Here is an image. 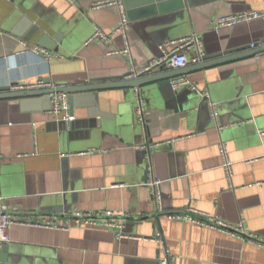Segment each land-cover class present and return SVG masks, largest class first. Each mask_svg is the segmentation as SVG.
<instances>
[{
	"label": "crops",
	"instance_id": "crops-1",
	"mask_svg": "<svg viewBox=\"0 0 264 264\" xmlns=\"http://www.w3.org/2000/svg\"><path fill=\"white\" fill-rule=\"evenodd\" d=\"M99 1L0 0V86L43 78L51 80L47 86L76 85L128 74L127 58L116 52L125 45L121 35L90 40L97 27L109 31L120 21L118 6L94 8ZM124 1L138 67L194 32L207 55L264 48H251L264 41L261 19L214 29L219 16L264 11V0H185V9L174 0ZM186 76L196 90H139L145 123L138 120L136 90L127 88L79 95L73 106L69 97L75 126L68 122L65 131L46 97L0 101V207L7 205L17 218L61 224L77 213L111 210L122 226L14 224L1 250L4 262L160 264L167 250L176 264H264V246L248 238H264V51ZM148 143H158L152 167L168 211L192 206L245 234L157 213L145 185L142 146Z\"/></svg>",
	"mask_w": 264,
	"mask_h": 264
},
{
	"label": "built area",
	"instance_id": "built-area-1",
	"mask_svg": "<svg viewBox=\"0 0 264 264\" xmlns=\"http://www.w3.org/2000/svg\"><path fill=\"white\" fill-rule=\"evenodd\" d=\"M116 5L120 9V21L118 25L112 30H104L97 27L91 36V41L98 42H110L117 35H121L124 40V47L120 52L123 54L130 65L129 78H136L142 74L152 73L154 68H160L165 65L168 69H179L186 67L191 64H197L204 60L206 56L203 38L198 33H192L189 36L182 37L178 40L173 41V48L171 50H166L162 55L152 58L143 66H136L135 60L133 58L129 40L128 33L131 27V19L128 14V10L124 0H100L94 4V8H100L103 6ZM254 19H261L264 22V11L248 10L234 14L219 16L214 22V29L219 31L224 27L235 26L242 22H248ZM24 42V41H23ZM26 43V42H24ZM264 47V41L260 43L253 42L251 48ZM45 52V50H43ZM52 55L46 52V57L50 58ZM48 84L40 82L38 84L26 85V84H16L13 85V89L23 90V89H35L49 87ZM53 86V85H52ZM171 87L173 90L178 91L183 88H190L196 90L197 85L186 75L175 77L171 80ZM137 95V108L136 112L138 114V120L145 123L144 117V98L141 97L139 90H136ZM51 97V112L53 115L59 119L66 122H72L75 119L73 112L70 109L69 95L63 92H57L50 95ZM211 108L213 116L218 118V110L215 103H211ZM158 143H148L144 144L142 148L146 150V160L147 168L149 172V177L145 182V185L149 188L150 194L156 205L157 213H164L171 219H179L188 222H192L198 225L206 226L212 229L220 230L228 234L242 235L245 234L242 227L233 226L222 222L215 215L198 210L192 206H187L181 210H170L168 211L163 202V196L161 191L162 180L155 176L152 167V154L155 151ZM222 154H223V166L229 176L232 174V161L228 158L226 146L222 144ZM114 212L111 210H103L98 212H84L75 214L72 219L68 220V223L61 224L51 218L38 219L35 217H23L17 218L9 210L7 205H2L0 207V253L2 248L10 241V228L14 224H24L31 226H42L47 228H54L60 230H69L74 224L76 226L80 225H104L109 227L121 228L122 226L115 222L112 217ZM73 222V224L70 223ZM119 236H123L119 232ZM248 238L252 241L258 242L264 246V238L255 235H249ZM154 240H159L157 237ZM177 256L166 250L164 255L159 258L160 264H176ZM0 264H7L0 258Z\"/></svg>",
	"mask_w": 264,
	"mask_h": 264
},
{
	"label": "water",
	"instance_id": "water-1",
	"mask_svg": "<svg viewBox=\"0 0 264 264\" xmlns=\"http://www.w3.org/2000/svg\"><path fill=\"white\" fill-rule=\"evenodd\" d=\"M165 2H169L172 0H160ZM175 3H179L180 9H185L186 5L189 1L185 0H174ZM173 2V3H174ZM130 16V15H129ZM261 51H264V48L254 49L252 51H247L246 48H239L234 50H228L226 52H219L216 54H211L205 56L204 60L197 63L188 65L179 69H168L165 65L160 68H154L152 73L142 74L136 78H129L128 74L115 78H105L101 80H94L90 83L85 84H76V85H59V86H49L43 88H35V89H23V90H14L11 85L8 86H0V101L7 99H15L19 100L20 104L28 103L27 101L31 98L35 97H46L49 102L50 109L52 107L51 104V94L57 92H63L69 95L71 106L75 103L76 100L79 99V95H90L92 93H97L103 89L109 88H127L133 90H141L144 92L154 91L155 86L158 90H163L164 88L171 87V80L175 77L187 75L190 72L203 70L209 67L218 66L220 64H224L227 62H231L237 59H241L244 57H248L251 55H255ZM159 73H154L156 70ZM43 81L47 84L50 83L49 78H43ZM154 86V87H153ZM172 88V87H171ZM188 88H185L187 90ZM184 90V89H183ZM189 90V89H188ZM140 92V91H139ZM175 94H180L179 90L175 91ZM87 97V96H86ZM179 98V97H178ZM92 103H95L92 101ZM137 108V104H135V109ZM71 127L74 128V121L70 122ZM60 129L67 130L68 122L64 120H60L59 122ZM6 250V248H5ZM4 254L0 253V258L3 260Z\"/></svg>",
	"mask_w": 264,
	"mask_h": 264
}]
</instances>
